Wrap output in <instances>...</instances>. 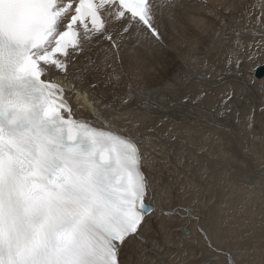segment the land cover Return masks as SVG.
I'll use <instances>...</instances> for the list:
<instances>
[{"label": "bare ground", "instance_id": "bare-ground-1", "mask_svg": "<svg viewBox=\"0 0 264 264\" xmlns=\"http://www.w3.org/2000/svg\"><path fill=\"white\" fill-rule=\"evenodd\" d=\"M151 10L161 43L109 16L104 35L116 44L117 56L99 35L84 42L65 74L54 77L78 119L139 147L154 211L123 243L120 264H264V78L251 77L264 63V30L254 24L260 13L264 23V0H172ZM169 42L186 44L182 55L175 54L179 78L152 83L159 71L151 59L166 53ZM184 205L193 213L172 212ZM177 222L176 234L191 232L185 230L175 248L191 240L198 254L177 248L176 256L167 250L166 261H152V244L154 252L172 245L174 232H164L165 225Z\"/></svg>", "mask_w": 264, "mask_h": 264}, {"label": "rangeland", "instance_id": "rangeland-1", "mask_svg": "<svg viewBox=\"0 0 264 264\" xmlns=\"http://www.w3.org/2000/svg\"><path fill=\"white\" fill-rule=\"evenodd\" d=\"M215 13H216V12H215ZM260 14H261V13H260ZM260 14H258L259 17H258L256 14H254V17H255V18H254V24H257V23H258L259 25L257 24V28H259V27L261 26L262 29L264 30V23H261V18H260L261 15H260ZM218 18H219L220 20H222V18H221L220 16H219ZM259 19H260V20H259ZM260 23H261V24H260ZM216 24H217V23H216ZM216 24H215V25H216ZM262 24H263V26H262ZM129 33H130V32H129ZM129 33H127V34H125V35H121V34H119L118 37H119V38L126 37ZM111 42L114 43L113 40H112ZM111 42H104V43L108 44L109 47H110V50H111L112 54L115 55V56H117V47H116V44L114 43L116 49H112V47H111ZM156 42H157V41H156ZM158 43H161V41L158 42ZM179 45L182 46L181 49H178V48L180 47ZM185 45H186V44H183V45H182V44H180V43L178 42V44H177L178 47H177V46H176V47H172V44L169 42L168 45H167V51H166V53H164L162 56H158V57H155V58L151 59V60H152L151 63H153L152 66L154 65V66H153L154 72H155V70L157 71V69H158V71H159V72H157L158 75H156V74H157L156 72L152 75V83L155 82L156 80H160V79H162V78H163L164 80L162 79L163 81L161 80V83H163V82L165 81V79H167L166 81L169 82V80L172 79L173 77H174L173 79H175V81L179 78V77H178L179 75L176 74V66H178V63H176V65H175V61L178 62V60H175V59H177V56H176L175 54L180 53V54L182 55L183 52H185V50H186V46H185ZM173 48H175V50H177V51H172V50H174ZM184 48H185V50L183 51L182 49H184ZM83 49H84V48H83ZM178 50H182V51H178ZM242 55H243V54H242ZM163 56H164V57L166 56L165 59L172 60V61H171L172 63H170V65H169L168 63H165V62L163 61L164 59L162 60V58H164ZM174 56H175V58H174ZM79 57H80V56H79ZM160 57H161V58H160ZM169 57H171V58L173 57V58L170 59ZM159 58H160V59L162 60V62H164V63H162L161 60H160ZM154 60H155L156 62H157V61H158V62L160 61V62L156 64V62H155ZM154 63H155V64H154ZM160 63H161L162 65H163V64H164V65L162 66ZM173 63H174V64H173ZM159 64H160V66H162V67H160ZM166 64H167V65H166ZM171 64H173V65H171ZM263 64H264V63H262V64H260V65H263ZM260 65H258V66H260ZM168 66H169V67H168ZM173 66H175L174 69H173L174 72H173V70H172V71L169 70L168 72H166L168 68L173 67ZM258 66H257V67H258ZM156 67H157V68H156ZM257 67H256V68H257ZM161 68H162V69H161ZM163 68H164V69L166 68V69L164 70ZM256 68H255V69H256ZM161 71H162V72H161ZM254 71H255V70H254ZM254 71H253V72H254ZM161 73H162V74H161ZM170 73H171V74H170ZM159 75H161V76H159ZM153 76H154V77H153ZM170 76H171V77H170ZM155 77H156V78H155ZM159 77H160V78H159ZM164 77H166V78H164ZM251 77H252V79L254 78L253 75H252ZM155 79H156V80H155ZM254 80H256V79L254 78ZM256 81H259V80H256ZM157 83H158V82H157ZM159 83H160V82H159ZM229 94H230V93H229ZM131 96L133 97L134 95L131 94L130 96H128V99H132ZM231 97H233V96H231ZM72 98H73V97H72ZM72 100H75V99L73 98ZM88 121L92 123V121H90V120H88ZM159 145H160V142H157V143H156V146L158 147ZM211 186H212V185H211ZM182 200H183V199H182ZM175 201H177V202H182V201H181V197H180L179 195H176V196H175ZM198 201H199V202L201 201V197H200V196H198ZM175 204H176V203H175ZM176 205H178V204H176ZM171 208H173V209H172V212H173V213H174V211L176 210L175 212H179V214H180L181 216H183L184 214H185V215H188L189 213H193V210H194V209H192V208H191L190 206H188V205H184V210H182V211H180V209H178V207H176V206H175V207L173 206V207H171ZM185 210H186V211H185ZM184 211H185V212H184ZM173 213H172V216H175V214L173 215ZM172 216H171V217H172ZM181 216H180V217H181ZM156 218H157V219H156ZM156 218H155V219H152V220H151V223H150L151 228H152V231H157V230H158V229H157V223L159 222V216L156 217ZM165 226H166V230H165L164 232H168V233H170L169 230H172V231L174 232V237H173V236L171 237V239H172V245L166 246V248H165L164 250H162V252L164 253V255H163L162 252H154V251H155V248H154L155 246H154V244H152L151 248L154 249V250H153V252H152V250L149 249L148 254H147V255H149V256L153 259L152 261L155 260V261L157 262L158 260H160V258H161V259L164 258V260L166 261V258H168V257H167L168 254L165 256V252H166L167 250L170 251L169 253L172 254V256H176L177 248H183V253H184L186 256H189L190 254L196 256V255L198 254L197 252H198L199 249L195 247L196 245H195L194 242H192L191 240H189L190 242H189V241H182V243H184V242H185V243L188 242V243H189L188 245H190V243H192V244H191V245H192V247H191L192 249H190V248L187 247V246H188V245H186L187 243H186V244H185V243H184V244H181V247H180L179 245H176V248H175L174 245H175L176 243L178 244V242H179L178 240H180L179 236L184 235V234H182V232H181L182 229H181V231L178 230V231H179L178 234H176V232H175V230H177V228H178V227H177V226H178V222H177L176 224H169V223H167ZM171 226H174V227H171ZM183 229H185V230H187V231H188V230L190 231L189 228H183ZM190 232H191V231H190ZM159 233H160V232H159ZM161 234H162V233H160V235H161ZM166 235H170V234H166ZM184 236H187V235H184ZM183 239H184V238H182L181 240H183ZM196 239H197V236H196ZM157 240H158V239H157ZM140 242H142V241H140ZM159 243H160V241H159ZM160 244H161V243H160ZM182 245H183V247H182ZM184 245H185V246H184ZM153 246H154V247H153ZM184 247H185V248H184ZM193 248H194V249H193ZM196 249H198V250H196ZM187 250H188V251H187ZM130 251H131V252L133 251L132 246H130L129 249H127V251L125 252L124 256H126V254H127L128 252L131 253ZM150 252L153 253V254H151ZM189 252H190V253H189ZM160 253L162 254V256L159 257V258H157L158 256L161 255ZM193 253H194V254H193ZM195 253H196V254H195ZM157 254H158V255H157ZM159 254H160V255H159ZM155 255H157V256H155ZM198 258H199V256H198ZM146 259H148V258H145V260H146ZM148 260H149V259H148ZM177 262H178V261H177ZM150 264H153V263L150 262ZM184 264H189V263H188V262H184Z\"/></svg>", "mask_w": 264, "mask_h": 264}, {"label": "water", "instance_id": "water-1", "mask_svg": "<svg viewBox=\"0 0 264 264\" xmlns=\"http://www.w3.org/2000/svg\"><path fill=\"white\" fill-rule=\"evenodd\" d=\"M254 78L256 80H260L262 78H264V65L258 67L253 74ZM183 234H187L185 230L182 231Z\"/></svg>", "mask_w": 264, "mask_h": 264}]
</instances>
